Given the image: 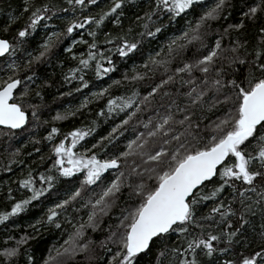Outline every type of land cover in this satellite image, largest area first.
<instances>
[{
    "label": "snow or ice",
    "instance_id": "1",
    "mask_svg": "<svg viewBox=\"0 0 264 264\" xmlns=\"http://www.w3.org/2000/svg\"><path fill=\"white\" fill-rule=\"evenodd\" d=\"M104 3L64 0L61 6L53 0H23L20 15L3 28L8 33L26 17L11 38L0 36V70L8 73L0 78L4 171L12 173L13 165L24 163L19 157L29 143L40 155L35 145L47 142L50 154L40 155L43 170L29 166L16 181L27 196L17 199L8 188L10 203L0 209V225L34 202L43 204L62 180L78 186L70 185L64 198L29 223L31 233L9 236L12 246L0 249V264H18L21 257L23 264H264V0H243L239 8L235 0ZM93 8L99 10L93 14ZM128 8L136 9L131 16ZM54 20L63 27L57 30ZM180 20L184 26L142 64L133 63L121 79H111L115 58L130 60L142 52L145 40L156 39ZM107 23L115 32L105 30ZM39 28L45 30L42 42L28 50ZM65 40H71L63 49L66 59L75 66L65 72L60 63L63 84L76 81L74 91L82 93L90 87L89 72L111 83L85 95L75 110L58 111L52 121L74 118L96 101L106 103L97 119L67 133L50 125L46 135L35 139L32 129L49 121L41 120L42 104L30 100H43L42 90L51 87L47 80L37 84L41 77L35 69L48 63ZM78 46L84 50L75 51ZM191 47L195 58L175 63ZM160 69L167 78L149 85L145 95L138 89L112 94L126 82L154 79ZM177 84L175 93L166 90ZM158 95L169 100L159 106L163 113L156 108L154 116L138 119ZM179 98L186 101L183 106ZM121 114L107 135L88 145L99 118L107 123ZM130 127L132 138L121 149L117 142ZM25 136L30 139L23 141ZM94 187L99 191L86 198ZM69 209L87 210V219H76ZM49 227L64 229L67 238L38 260L29 245L36 239L33 233Z\"/></svg>",
    "mask_w": 264,
    "mask_h": 264
},
{
    "label": "trees",
    "instance_id": "2",
    "mask_svg": "<svg viewBox=\"0 0 264 264\" xmlns=\"http://www.w3.org/2000/svg\"><path fill=\"white\" fill-rule=\"evenodd\" d=\"M47 2V0H45ZM53 2L63 6L64 0H53ZM107 0H105V3L101 6L106 5ZM237 8L242 6L243 0H235ZM22 5L23 0H0V36H8L11 38L18 28L22 27L24 25V21L26 17L19 20L15 25L12 26L10 31L8 33L3 32V28L5 25L9 22L10 18L15 15H20L22 11ZM99 9L93 8L92 13L95 14L96 11ZM136 9L128 8L126 9L129 16H131L132 11ZM238 17V13H237ZM52 23L57 24L59 28H62L63 25L59 21H53ZM167 23V21H165ZM128 21L125 20V27H127ZM184 26V21L180 20L174 28L167 29L163 34L159 35L156 39H148L145 40L142 52L137 53L136 55L132 56L130 60L127 61H121L119 58L116 59L117 64V71L113 74H111V79H121L122 74L125 72H128L133 65V63L140 65L144 62V60L147 58V54L151 51L158 50L159 47L166 42V37L169 35H172L173 32L176 29L182 28ZM105 30H115L113 29L111 23L106 24ZM251 31H255L254 28L251 29ZM45 30L43 28H39L36 33L33 34V37H30L31 44L29 46L28 50H32V48H35L36 45L39 42H42V39L44 37ZM178 34V32L176 33ZM75 35V34H74ZM34 38V39H33ZM87 39L88 37L85 36ZM71 43V40H65L63 44H61L56 50L54 55L51 57L48 63L43 64L36 68V72L39 77H41V80L37 81V84H40L42 80H47L49 84H51V87H46L42 90L43 100L39 98H35L30 100L32 103H39L42 104V115L41 120H47L49 121V125H44L39 128H33V132L35 133V139H40L42 136L47 134V130H49L50 125H55L59 127L62 131V133H67L71 129L75 127H79L84 123H89L93 119H97L96 113L99 111L101 107L104 106L106 103V99L96 101L89 105V108L85 110L82 114H78L74 118H69L65 121H52V117L59 111L61 113L65 112L68 109L75 110L76 107L80 104V102L83 100L85 95H88L92 91H97L102 86H107V84L111 83V79L108 77H105L103 81H98L95 79L93 74L91 72L88 73V79L90 80V87L89 89L83 90L82 93H76L74 91V88L78 86V82L73 81L70 84H63L62 80L63 77L61 75V68L59 67L60 63H64V71H67L68 67H74L75 62L71 61L70 59H66L68 56L67 53L63 51V49L67 46H69ZM195 47H198L195 46ZM195 47H191L189 50H187L184 53H181L180 56L177 57V61L175 63H179L181 59H194V53H195ZM83 46H78L75 51L79 52L82 51ZM18 56L21 58L20 62L23 63L24 53H18ZM175 63L173 67L175 66ZM3 66L0 65V68ZM6 73L3 70H0V78H6ZM130 74V73H129ZM151 76V73L149 74ZM167 77L163 75V69H160L156 74L154 79L152 80H146L142 82L137 83H127L124 87L121 88H114L112 90L113 95H121V94H130L133 89H138L141 92V96L145 95L147 91L150 90L149 85L154 83H159L160 79ZM35 88V86H33ZM179 85L177 84L175 87H169L166 89L167 91H171L175 93L176 88H178ZM66 92H72V95L66 96L62 95ZM175 98V97H174ZM179 102L181 103V106H183V103L186 101L183 98H179ZM169 103V100L167 98L161 100L160 95H158L155 100L152 102L151 105H149L147 108H145L144 112H142L138 119L146 120L149 116H154L155 111L154 109L159 108L160 104L167 105ZM161 113H163L164 109L159 108ZM123 118V114H121L120 117H113L112 119L108 120L106 123L103 118H99L98 123L99 127L97 129V132L94 134L93 137L89 138L88 145L90 146L91 143H94L95 141L99 140L101 136L107 135L108 131H110L111 127L114 126L115 123H119L120 119ZM213 119L215 117H212ZM206 122V121H205ZM133 124L136 123L134 120L132 122ZM203 126V124H202ZM140 130H143L142 128ZM62 138V137H61ZM132 138L131 133V127L129 128V131L125 134V137H121L120 141H118V146L122 149L123 145L126 143L127 139ZM30 137H23V141L29 140ZM14 143V147H20L21 145L19 143ZM5 147V143L3 139H0V209H3L7 204L10 202L6 199V194L8 191V188L10 187L13 190V195L19 199L22 196H27V192H23L22 190L18 189V185L16 181L21 177L23 173H25L29 166L33 169L43 170L44 165L40 161V155H44L47 157L50 154V145L47 142H43L42 144L35 145V147L41 148L40 155L35 154L34 152V146L29 143L27 148L24 149L23 153L19 157V159L23 160V164H17L13 165L14 171L12 173H8L4 171V165L7 163V160L4 159V153L3 149ZM111 151H114L112 149ZM32 152V156H28L27 153ZM47 163V161H45ZM39 166V167H38ZM47 166H50V164H47ZM108 174H106L107 178ZM70 185L78 186L76 184V181H65L62 180L57 185V188L53 190V192L44 199V203L40 204L37 202H34L32 206L29 207L28 211L25 213H22L19 217H14L9 222H6L4 225H0V249H2L3 246H12V243L9 242V236H13L16 238H19L20 235H22L24 232L31 233V229H29L27 226L29 223L34 222L35 219H37L39 216L43 215L45 209L47 206H50L51 203L55 202L57 199L64 198L65 195V189H67ZM99 187H94L93 189H89L85 193V197L91 196L93 192H98ZM125 193V197H126ZM121 204H123V199L121 200ZM77 207H79V203L77 204ZM204 211H207V209H204ZM87 210H82L80 213H72L71 209H69V213L73 215L76 219H79L82 217L83 219H87L86 215ZM74 222L76 220L74 219ZM64 229H67L68 231H71V227L67 224L64 225ZM64 229L56 230L52 227L41 229L39 234L33 233V235L36 236V239L30 242L29 249L35 250V255L37 259L41 256L47 255V248L51 247L53 244H56L59 246V244L63 243V240L67 238V235L64 234ZM97 238H102L97 234ZM23 257L19 258L18 264H23ZM83 260L82 256L77 257V261Z\"/></svg>",
    "mask_w": 264,
    "mask_h": 264
}]
</instances>
